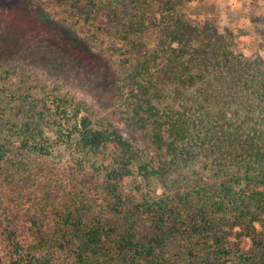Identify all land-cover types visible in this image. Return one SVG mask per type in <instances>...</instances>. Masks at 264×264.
I'll return each mask as SVG.
<instances>
[{
  "label": "trees",
  "instance_id": "16d2710c",
  "mask_svg": "<svg viewBox=\"0 0 264 264\" xmlns=\"http://www.w3.org/2000/svg\"><path fill=\"white\" fill-rule=\"evenodd\" d=\"M190 1L52 0L110 59L34 0H0V64L36 62L119 103L153 153L75 94L0 92V264H264V71ZM43 185L24 247L7 189Z\"/></svg>",
  "mask_w": 264,
  "mask_h": 264
},
{
  "label": "rangeland",
  "instance_id": "374dc122",
  "mask_svg": "<svg viewBox=\"0 0 264 264\" xmlns=\"http://www.w3.org/2000/svg\"><path fill=\"white\" fill-rule=\"evenodd\" d=\"M39 3L44 10L42 14L49 19H55L59 24L64 26L74 27L78 34L84 39H88L94 46L95 50L104 55H108L110 59L112 54L108 51L102 50L103 45L99 44V36L95 33L94 28L89 27L82 22L73 21L65 7H59L53 4L52 0H34ZM190 19L198 23L210 22L211 25L216 26L221 30H227L231 33V39L234 40V50L242 55L243 59L248 62H257L259 68L264 71V0H192L183 10ZM40 13V12H39ZM2 16L0 15V32L3 28ZM96 43V44H95ZM49 67V65H46ZM41 64L36 62H29V64L17 63L8 61L0 64V92L3 90L13 88H28L31 80H37L38 85L36 90L29 91L34 96L40 98L39 93H49L51 88H56L55 93L75 94L78 99L83 101L87 109L92 112V116L96 119L104 118L106 121L118 125V129L122 136L132 144L133 148L145 157H152V148L149 142L123 120L122 108L119 103L115 102L109 107L104 106L106 99L98 100L92 95L87 87L81 86L73 78H65V75H60L59 78L54 76V72L49 70ZM66 73V72H64ZM32 85V86H34ZM231 96V95H230ZM45 99H47L45 97ZM231 100V98H230ZM44 99L42 98L40 103ZM233 101V98H232ZM115 113L114 109H118ZM252 120L246 119V124L249 125ZM49 161H43L38 164V168L46 176L50 174ZM48 179V178H47ZM44 184V182L42 183ZM43 187V188H42ZM42 188V189H41ZM38 186L36 190L27 189L22 194L24 200L11 196L10 189L6 197L9 206L6 213H10L13 224L18 230V235L25 247V242L29 238V230L27 224L23 221L24 208L30 207L33 196L43 191L50 194L47 187ZM1 215L3 214L0 213ZM0 215V216H1ZM3 216V215H2ZM1 216V217H2ZM263 225L258 226V229L264 231V215H262ZM6 249L0 243V257L4 256Z\"/></svg>",
  "mask_w": 264,
  "mask_h": 264
}]
</instances>
